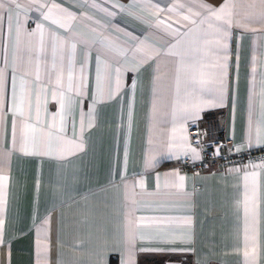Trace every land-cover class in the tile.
<instances>
[{
  "label": "crops",
  "instance_id": "1",
  "mask_svg": "<svg viewBox=\"0 0 264 264\" xmlns=\"http://www.w3.org/2000/svg\"><path fill=\"white\" fill-rule=\"evenodd\" d=\"M215 118L264 150V0H0V264H264V162L182 168Z\"/></svg>",
  "mask_w": 264,
  "mask_h": 264
},
{
  "label": "built area",
  "instance_id": "2",
  "mask_svg": "<svg viewBox=\"0 0 264 264\" xmlns=\"http://www.w3.org/2000/svg\"><path fill=\"white\" fill-rule=\"evenodd\" d=\"M188 142L192 148L200 151V159L196 161L188 157L183 161L182 168L195 173L205 172L216 165L229 169L264 162L262 149L235 151L234 140L224 136L218 118L208 120L205 125L192 124L188 129Z\"/></svg>",
  "mask_w": 264,
  "mask_h": 264
},
{
  "label": "snow or ice",
  "instance_id": "3",
  "mask_svg": "<svg viewBox=\"0 0 264 264\" xmlns=\"http://www.w3.org/2000/svg\"><path fill=\"white\" fill-rule=\"evenodd\" d=\"M12 2L15 3V0H12ZM16 7L19 8L20 5L16 4ZM226 7H227V5H223L219 9L213 11L211 14L216 16L219 19L220 15L222 13H224ZM73 48H75V45H73ZM69 87H71V84L69 85ZM223 100H224V96L222 93L221 97H220V101H219L221 106L223 105ZM20 114L21 115L23 114L22 111L20 112ZM81 147H82V145H81ZM7 179H8L7 177L0 176V181H5ZM180 179L182 181L183 177H180ZM0 187H2V185H0ZM0 203H3V201H0ZM246 204H252V201H250V200L246 201ZM252 211H253V209L250 207H246V209H245L246 215L250 214ZM3 225H4L3 219H0V246H2L4 243V241H3ZM254 239H255V237L250 232L246 231L245 243L246 244H253ZM253 246H254V244H253ZM245 255H247V254H245Z\"/></svg>",
  "mask_w": 264,
  "mask_h": 264
},
{
  "label": "trees",
  "instance_id": "4",
  "mask_svg": "<svg viewBox=\"0 0 264 264\" xmlns=\"http://www.w3.org/2000/svg\"><path fill=\"white\" fill-rule=\"evenodd\" d=\"M110 264H119V261H118V258L117 257H112L111 258V261H110Z\"/></svg>",
  "mask_w": 264,
  "mask_h": 264
}]
</instances>
